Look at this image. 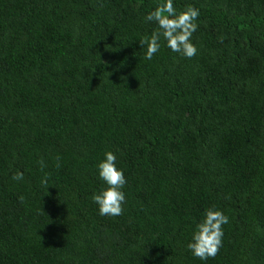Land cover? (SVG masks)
Returning <instances> with one entry per match:
<instances>
[{
  "label": "trees",
  "instance_id": "16d2710c",
  "mask_svg": "<svg viewBox=\"0 0 264 264\" xmlns=\"http://www.w3.org/2000/svg\"><path fill=\"white\" fill-rule=\"evenodd\" d=\"M165 2L0 0V264H264V0H173L199 10L197 55L161 37L148 60ZM108 151L116 217L92 200ZM213 206L229 223L201 260Z\"/></svg>",
  "mask_w": 264,
  "mask_h": 264
},
{
  "label": "clouds",
  "instance_id": "9594fccd",
  "mask_svg": "<svg viewBox=\"0 0 264 264\" xmlns=\"http://www.w3.org/2000/svg\"><path fill=\"white\" fill-rule=\"evenodd\" d=\"M199 10L187 6L185 10L177 13L173 5V0H166L157 6V8L148 13L145 17L147 22H155L158 25L156 31H153L151 37H143L140 41L141 46L147 45L145 59L151 60L161 48V37L167 42V47L173 52L178 53L186 58H193L197 55L198 49L191 42L194 32L197 31L196 23L199 17ZM121 79H126L121 77ZM60 157L57 156L56 167L59 168ZM116 155L108 151L105 153V159L98 165V175L105 182L107 187L99 194H94L92 200L98 205L101 216L116 217L123 214V205L126 202L123 188L127 181L122 169L116 166ZM41 169L46 167L44 161H39ZM12 179L21 181L24 179L22 172H16ZM41 183L47 187L48 175L45 174ZM19 201L25 202V197L20 196ZM229 223V218L214 206L205 212L203 221L196 226L193 233L192 241L187 245L192 254L201 259H215L220 254L223 247V226Z\"/></svg>",
  "mask_w": 264,
  "mask_h": 264
}]
</instances>
